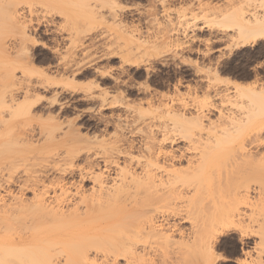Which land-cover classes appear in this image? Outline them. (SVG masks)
I'll use <instances>...</instances> for the list:
<instances>
[{"label":"rangeland","instance_id":"obj_1","mask_svg":"<svg viewBox=\"0 0 264 264\" xmlns=\"http://www.w3.org/2000/svg\"><path fill=\"white\" fill-rule=\"evenodd\" d=\"M23 1L0 7V203H11L13 197L32 202L34 194L46 188L45 195L51 199L56 183L64 181L70 194L69 210L84 209L81 199L98 194L96 176L104 187L112 188L130 179L127 171L139 177L152 175L153 181L143 178L127 190L138 194L134 203L125 206L126 212L134 216L132 222L143 223L153 217L157 228L166 222L179 231L166 227L158 231L169 235L168 240L144 234L136 247L137 259L127 263L126 257L120 256L114 264H143L141 260L148 257L153 258V264H171L187 236L183 238V234L190 230L192 219L186 218V212L191 210L190 216L197 217L194 221L200 226L203 215L217 209L210 207L214 201L226 207L236 205L231 202L235 198L220 195L218 187L220 182L240 177L232 172L241 160L237 157L240 146L229 142L226 146L234 145L236 151L207 162L204 173L183 172L199 161V150H192V142L188 146L195 130L169 111L177 108V113L181 110L180 114L192 116L194 110L182 111V104L213 103L217 109H212L204 122L217 121L221 109L224 115L235 111L239 116L248 107L253 113L258 109L257 117L264 119L263 101L246 89L252 85L256 93L264 90L262 41L236 46L235 30L221 20L226 0ZM241 1L252 6L260 0ZM15 9L26 14L25 23L9 17ZM212 66L218 69V78ZM196 69L204 71L195 73ZM226 79L242 84L244 91L237 94L234 84ZM166 134L171 138L167 140ZM172 139H176L174 143ZM244 145L246 150L264 151V144L258 148ZM172 148L177 149L176 156L184 152L185 158L179 162L177 158L165 159L163 153ZM35 179L42 180L44 187L20 191L24 183ZM166 180L169 182L163 186L160 182ZM257 199L252 191V205L237 206L245 219L241 229L256 231L261 226L264 216L256 223L248 219L258 215L254 207ZM25 214L13 224V231L21 229L19 222H24L25 216V221L29 219L30 214ZM238 230L226 228L214 239L210 248L216 257L213 264L264 261V253H260L264 242L256 236L244 243L246 238ZM29 238L32 243L18 251L26 250L28 257L13 255L4 264H52L55 252L66 245L55 235L35 233ZM93 251L86 259L71 253L61 264H112V258L104 260L103 253L95 256Z\"/></svg>","mask_w":264,"mask_h":264},{"label":"bare ground","instance_id":"obj_2","mask_svg":"<svg viewBox=\"0 0 264 264\" xmlns=\"http://www.w3.org/2000/svg\"><path fill=\"white\" fill-rule=\"evenodd\" d=\"M23 2H24L23 0H0V7L1 5H5V4L15 6ZM225 2H226L225 8H223V10L220 11L221 20L225 24L228 23L225 25V27H231L230 28L231 30L233 29L235 30L236 46H247L251 44L254 45L259 43L260 41H262V44L264 45V0H260L258 3L259 5L252 4V6L250 4H246L245 6V2L243 4L241 0H226ZM228 7L232 9L230 10ZM49 9L51 10V8ZM31 12L32 10L30 9L27 15L29 16ZM9 17L18 22L20 21L21 23L23 22L25 23L26 21L25 20L26 14L24 12H18L17 9H15ZM254 54L253 57L255 56ZM213 68L214 70L212 71V73L213 72L215 73V76L214 75L213 76L217 77L216 75L219 74V71L216 67ZM202 70L204 71V69ZM202 70L198 69L195 73H197L198 71L201 72ZM203 71L201 73H203ZM208 81L210 80L208 79ZM225 81H229V79L228 80L226 79ZM229 83L232 84L231 81H229ZM213 84L215 85V83ZM233 84L232 85L234 86V91H236L237 94H239V92L241 93L242 90L244 89L242 84L241 86L237 83L236 84L233 83ZM210 86L212 87V84H210ZM193 88L194 87H192L191 92L194 91ZM246 89L247 92H249L250 90L251 94L253 93L254 96L256 95L255 97L257 99L258 98L261 99L263 101L262 104L264 106L263 89H258L259 90L258 93L255 92L256 88L252 85L246 87ZM215 94L220 96V93L218 94V92H216ZM223 95L225 94H222L221 96ZM191 104L184 103L181 105L183 108L181 109L182 111L193 109L194 111L192 110L193 111L192 116H184L182 112L180 114L181 111L180 109H178L180 111L177 113L176 112L177 108L176 111L173 108H172L173 111L172 110L169 111L172 112L173 115L174 114L179 115L182 118V120H185L188 123L187 125H189L192 129L195 130V137L193 138L189 137L190 145L188 146L191 147V142H192V147H191L192 150L193 149L199 150V153H197L198 154L197 158H199V161H196L195 165H192L190 163H193V161L191 159H187L190 166L186 170H182L183 172L187 174L191 173L190 175L199 174L198 173L199 171L205 172L208 168V165L206 166L207 162L209 163L210 160L223 159L228 154L236 151V149L238 148V147L236 148L234 145L226 146L227 143L229 144L230 142L231 144H234L235 142H237L236 145L240 146L239 147L240 156L238 154L237 157H239L241 161L238 165H236L237 167L235 166L236 171L232 172L235 173L233 175L236 177L238 176V174H241L240 177L228 183L222 182L221 184L220 182V186L218 187L220 191L217 190L219 191L218 193H220V195H227L226 197L233 196L235 198L236 201L234 200L231 201V202H236L233 203L234 205L236 204L235 206H233L234 211L231 212L233 207L231 206H230L231 208L229 206L226 207L225 203L214 201L213 203H211L210 207H215V208L217 207V209L216 210L213 209L214 211L211 214L208 213V215L206 214L203 215L204 217H202L199 226L197 221H194V219L197 217L190 216L192 212L191 210L190 211L187 210L188 212H186V218L192 219L190 230L186 234L185 233L183 234L182 232L183 238L184 235L187 236L185 240H183V242H180L177 251H175L173 254L174 255L173 257L175 258L173 260L174 262H171V264H213L215 260L214 258L216 257H213L215 255H213V252L210 249L212 248L211 247L212 242L214 241V239H216L217 235L220 232L225 231L226 228L231 227L237 230L239 229L238 231H240L242 235L244 234L246 238L245 239L246 241H244V243H249L252 240L254 241V237L256 236L259 239L260 243L264 242L263 217H262L263 221L261 222L262 224L258 228V230L248 231L246 230L247 228L241 229L242 224L244 226L245 219L243 218L244 214L242 215L239 208L237 207L239 204L252 205V203L249 202V195L252 193V191H256V195L258 196V199L254 207L258 210V215L256 214L257 217H255L254 215L250 216L248 219L252 223L254 222L256 223L259 220L258 218L259 216H264V151L259 152L260 150L258 149H256V151L254 150L255 152L252 151L251 149L246 150L244 145L246 143L253 144L256 148H258L264 144V119L262 117H257L258 109L257 110L254 109V113H253L252 110H248L250 107L246 106L245 108L247 107L248 108L246 109L245 112H243L244 116L243 114L242 115L240 114L241 117H239L240 115L236 116L234 114H236L237 112L235 113V111L232 110H231L232 113H234L233 115L230 113L231 115L228 116V114L227 115L225 114L226 115L225 116L224 113L221 112L223 111L221 109V111L219 110V116H218L219 118H217V121L212 120V122L211 121L207 122L205 120L204 122V118L207 119L208 115H210L211 110L213 109L214 111V108H216V106L214 107L213 103L211 104L208 103V105H204V106H200V104L199 106L197 105L194 106ZM177 115L174 116L177 117ZM260 115L261 114H259V116ZM167 137H168L167 140L171 138L170 136ZM173 138L175 137L173 136ZM175 140L172 139V142ZM149 150H153V149L149 148ZM176 150L177 149H175V151ZM175 151H173L172 148L170 152L168 153L164 152L163 154L164 156H166L165 159L168 158V160H172L177 158L178 161L176 162H179L183 158H185L186 154H184V152L181 153L179 156H176ZM127 153L128 152L126 151V154ZM161 153H159L158 155L160 156ZM154 154L155 153H153V156ZM158 155L156 154V156ZM130 159L129 162H131L132 160ZM250 160H252V162ZM130 172L127 171L128 176L130 177L128 181L121 180L120 182H118L119 184L116 183V185H114L112 188L106 186L104 187L102 180H99L100 176H96V178L94 179L95 182L97 183L96 191L98 194L94 195L90 199L89 198L81 199V202L84 204V209L77 208L75 210H69L67 201H68V196L70 194H68L67 192L68 187L66 186V182L64 181L62 182L58 181L56 183V187L53 188L54 196L51 199H49V197L45 195L48 192L46 188L43 189L41 192L40 191L36 192L34 194V199L32 200V202H27L26 200L19 197H13L11 203H4V202L0 203V221H2L0 222L1 223L0 248L1 247L7 248L6 251L0 250V264H4L5 259L7 257L10 258L13 255H20L21 259L23 258L26 259L28 257V252L23 248L21 250L24 251L21 254L20 252H18L19 248L31 244L32 242L29 237L31 234H35V233L41 234L43 237L46 235H55L57 241L59 240L60 242H65L66 244L65 248L63 249L59 248V250L55 252L53 260L51 261L52 264H58V263L61 264L62 260L64 259L66 260L67 258L69 259L70 257L69 255L71 253H75L80 258L84 257L86 259L88 252L91 251V249L95 251V253L93 254L95 256H97L99 252L101 254L103 253L104 255L101 256L104 260H107L108 258L109 259L112 258L111 259L113 260L112 264H114V262H117L119 259L118 257L120 256L126 257L127 263H129L128 261L132 262L133 258L135 260L137 259V256L139 254L136 250L137 249L136 247L138 243L142 241L141 238L144 237V234L145 237H147L150 234L151 235L156 234L161 236L165 240H168L169 235L165 236L162 233L158 234L159 233L158 231H162L163 227H166V229L172 232L175 230L179 231L176 225L172 224L168 226L169 225L168 223L166 224V222H161L160 223L161 227L157 228L155 221H153L152 219L153 217L150 218L151 220L147 218L143 223L141 222L135 223L132 222L134 216L126 212L127 210L125 206L134 203L136 199L135 194H138L137 192H135L134 194L128 192L127 190L132 189L134 186L141 183L143 178L153 181L152 175L146 174L147 176L145 175L144 177L143 174L141 177H139L133 174L131 175L132 172L131 173ZM230 173L231 172H229V174ZM80 174L82 175V173ZM175 174L178 175L179 172H175ZM234 176H232L233 179ZM83 177L84 176L82 175L81 176L82 180L84 179ZM32 181H33L32 183L29 182L24 183L23 185L25 187L23 188L22 186V188H20V191L23 192L24 190H27L29 187L33 188V186L42 185V187H44L42 180L40 181L39 179H35ZM168 182L169 181L166 180L165 182L161 181L160 183L164 186L167 185ZM56 189H58L57 194H56ZM229 205H230V201H229ZM202 209L206 210V208L204 207ZM27 213L30 214L29 219L25 221L24 218H28L25 216L23 218L24 222L22 220L19 222V224L22 223L21 229L13 231L11 228L13 224L18 222L21 219V216H23V214L27 215ZM198 213L196 212V214ZM203 218H205L204 221ZM148 219L150 220L149 222H147ZM165 220L167 221V219ZM22 229H25L26 232L23 231ZM141 250H143V252L146 253L145 248L141 247ZM260 253H264V250L261 249ZM179 254H181V256ZM141 261L144 262L143 264H153L154 260L153 258L148 257L146 259H142ZM255 264H264V261H259V263L256 262Z\"/></svg>","mask_w":264,"mask_h":264}]
</instances>
